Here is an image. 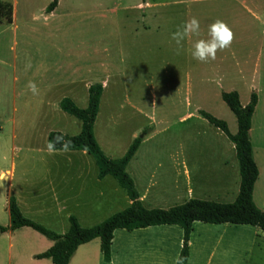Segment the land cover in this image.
<instances>
[{"label":"rangeland","instance_id":"obj_1","mask_svg":"<svg viewBox=\"0 0 264 264\" xmlns=\"http://www.w3.org/2000/svg\"><path fill=\"white\" fill-rule=\"evenodd\" d=\"M40 1H33L32 6ZM137 1L140 0H97L96 14L100 16L96 17L104 13L102 18L94 16L97 73L104 72L110 76L108 86L100 96L94 121L99 146L105 154L120 157L131 137L143 136L141 133L144 129L147 130L145 135L153 131L140 144L129 170L134 172V176H142V181L149 174L154 176L150 193L160 196L157 205L166 208L182 203L188 199L187 188L192 190L189 197L229 202L228 194L232 189L228 188L231 183H225L228 194L223 195L217 192L221 187L216 189L215 182L220 176H238L234 152L225 135L201 117L197 110L222 119L228 130L235 132V117L221 100L220 92L236 88L240 91V97L244 98L247 85L243 80L231 77L235 69L232 66L234 63L240 64L247 81L252 65L256 63L260 75L257 87L262 91L255 120L264 117V37L261 36V25L242 11L238 15L226 11L223 15L217 12L218 2H210L207 6L201 0H150L160 4L151 9V26L142 33L139 32L136 10L118 11L116 14L100 11L110 6L121 10L119 5ZM207 7L209 10L204 11L203 15L201 9ZM191 17L200 21L199 38H208V25L217 19L226 22L234 32L231 47L218 52L215 61L199 62L192 57V43L196 37L192 41H185L177 54L171 35ZM4 35L5 32H0V40ZM8 45L6 41L0 46V57L4 60L0 62V170L10 169L13 165L14 174L0 177V225L8 224L7 196L11 194L25 217L59 233L65 227L62 223H67L66 213L75 210L42 208L38 197L42 191L47 192L49 186L40 183V176L84 175H79L75 166L64 162L60 155L49 151L46 138L40 137L42 129L29 125L35 118L11 115L8 94L14 53ZM260 50L262 56L255 61L256 52ZM229 51H233L234 56H228ZM105 56L110 57L107 60L110 66L99 64ZM19 61L21 57L15 59V66ZM223 67L226 78L223 86L217 87L213 80L217 79L218 69ZM65 116L73 118L67 113ZM153 123L155 128H152ZM46 125L51 127L52 122ZM257 140L263 138L259 136L254 141ZM184 170H187L186 173ZM175 172L176 176H189L187 184L180 179L178 188H174ZM144 204L153 205L147 201ZM111 209L115 208L105 206L98 210V216L107 214ZM162 226L166 225H157V232L169 236L160 241L163 245L162 264H172L173 253L179 251L178 240L174 241L173 238L178 231ZM173 227L180 231L179 226ZM243 228L250 227L192 222L190 264H264V233L259 231L260 236L253 238L251 247H246L245 241L250 231ZM140 232V229H123L115 233L111 245L113 264H138V249L144 247V234H158L152 230ZM150 241V244L155 242V246L158 243L155 239ZM49 243V239L27 226L0 232V264H45L35 262L32 254L45 250ZM143 260L146 261L147 257ZM89 262L93 263L91 257ZM97 264L110 263L100 259Z\"/></svg>","mask_w":264,"mask_h":264},{"label":"crops","instance_id":"obj_2","mask_svg":"<svg viewBox=\"0 0 264 264\" xmlns=\"http://www.w3.org/2000/svg\"><path fill=\"white\" fill-rule=\"evenodd\" d=\"M0 1L9 3L11 6L10 20H6L4 16L0 17V32H5L4 37L0 40V46L3 42L8 41V47L11 48L14 53V61L17 57H21V61L17 63V66H15L16 63L14 61L11 64L12 83L8 94L10 95L11 101V115H28L35 118V121L33 120L29 125H33L34 129H42L40 137L46 138V144L47 134L51 130H56L66 135L77 134L80 130L81 122L79 119L71 115L70 116L73 117L72 119L65 116L66 113L58 106L60 99L67 97L76 106L83 108L87 103L88 85L95 83L101 84V96L108 86L107 80L110 77L104 72L99 75L97 73L98 55L95 20L96 18L104 17V13H101V17H96L99 15L96 14L98 6L97 0H88V2H84L85 0H57L55 6L50 11L45 10L50 0H41L40 2H37L34 7L32 6V3L35 0ZM201 2H204L207 6L210 5V2H218L216 3L217 12L222 13L223 15L226 11L231 12L233 15H238L239 11L244 12L249 15L254 22L261 25V36L264 37V0H201ZM124 4L118 6H121V10H117L116 7L110 6L108 8H101L100 11L108 12L109 14H116L118 11H128L130 9L136 10V17L140 26L139 32L142 33L146 28L148 29L149 26H151L152 20L149 18L150 14H152L153 17V11L151 9L157 4H160V2L156 3L150 0H140L133 4ZM230 6H232V8H229ZM208 10V7L201 9L203 12L202 14L204 15V11L208 12ZM94 16L96 18H94ZM262 40L264 42V38H262ZM136 42L139 43L140 40H136ZM259 49H261V47H259ZM227 55L232 57L234 56V52L229 51L227 52ZM224 56H226V54ZM261 56V50L257 51L255 61H259ZM109 58V56L101 58L99 64L110 66L109 61H107ZM0 62H4L1 57ZM234 66V73L231 77H235L237 80H243L245 85H247V95H245L244 98L240 97V91H237L238 89H233L238 92L237 94L240 104L244 105L248 102L251 92H254L256 95V102L250 117V128L248 130L252 158L258 171L252 187V201L257 208L264 211V117H261L260 120H255L259 108L260 92L262 91L260 87H257L259 84L258 82L260 81V75L257 70L258 65L256 63L252 65L251 72H249L250 76L247 81L244 79L240 64L234 63L232 69ZM221 77L223 82L226 78L224 67L219 68L217 71V78ZM29 82H34L37 85L38 94L34 95L29 90ZM50 121L52 122L51 127L46 125ZM94 121L92 132L94 139L99 146L100 143L97 141L94 132ZM15 122L16 121L13 122L14 126ZM154 124L155 123H153L152 128H155ZM152 132L150 131L148 135L141 136L138 146L125 165V171L132 179L134 188L138 194V199L144 207L163 208L162 206L157 205L160 201V196L152 195L150 193V187H152L154 176H150L149 174V176H146L147 179L142 181V176H134V172L129 170L140 144H142ZM233 133L234 132L231 134ZM259 136L262 137L263 140L254 141ZM134 137L131 138L133 139ZM228 145L234 152L233 144L229 140ZM99 147L102 149L101 145ZM50 150L52 151L51 153L60 155L63 158V161L67 164L74 165L76 172L79 175L84 176H40V183L49 186V190L47 192L42 191L40 197H38L42 202V208L51 209L52 207H56L59 210L73 209L75 211H72V213H66V219L69 214H72L80 226L88 227L100 222L108 215L123 209L129 204L130 201L127 195L117 182H113V177L104 175L102 178H97V167L94 159L86 151H64V148L54 150L49 149V151ZM104 155L109 158H117L105 153ZM185 171L187 170H184V172ZM13 174V165H11L10 169L0 170L1 178H4L2 176L6 175L13 176ZM174 175V188H178V182L180 179L184 180L186 184L187 181H189V176H176L177 172H175ZM226 182L231 183L228 189L232 190L229 194L227 193L228 189L224 187ZM215 183V186L217 187L216 189H219V186L221 187L217 192L222 193L223 195L228 194L230 198L229 202H231L234 200L238 192L239 174L238 176H220V179H216ZM191 193L192 190L187 188L188 199L192 198L191 196L189 197ZM186 200L187 199H184V201ZM146 201L153 205H145L144 202ZM105 206L115 209H111L108 213L106 212L107 214H102L99 217L98 210ZM63 224L65 227L61 229L59 233L65 232L68 228V221L67 223H62V225ZM235 225L250 227L243 228V230L247 232L250 231L248 232L249 238L245 241L247 243L246 247H251L253 238L260 236L259 231L261 230L256 226L247 224ZM173 226L174 225H166L162 227H165L167 230L178 231L173 238L174 241L178 240L180 250L182 244V230L180 228L179 231ZM138 229H140V233H142L146 230L157 232L159 228L157 225H151L133 230L135 231ZM118 230L123 229H115L112 233L110 260L107 262L110 264L113 261L111 256V245L114 241V235ZM157 233L158 234L154 233L153 235H150V233L144 234L145 238L142 242L144 247L138 249V264H162L163 257L161 253L163 252V245H161L160 241L162 238L165 240V238L167 239L169 236L163 232ZM189 236L187 240L188 256L185 264H190L191 262L192 243ZM233 237H235V235ZM150 239H155V241L158 242L156 243V246L155 242L150 244ZM50 245L51 241L48 246ZM36 253L32 254V259L35 262L51 264L49 258H33V255ZM177 256L178 253L176 251L173 253L172 264H177ZM90 257L93 261L92 264H97L98 260L100 261L101 259L98 238H93L85 243L79 244L69 258L67 264H90ZM143 258H145L146 261H144Z\"/></svg>","mask_w":264,"mask_h":264},{"label":"trees","instance_id":"obj_3","mask_svg":"<svg viewBox=\"0 0 264 264\" xmlns=\"http://www.w3.org/2000/svg\"><path fill=\"white\" fill-rule=\"evenodd\" d=\"M57 0H50L45 10L50 11ZM6 20L11 18V6L0 1V17ZM102 86L99 83L87 87V103L81 108L76 106L69 98L60 99L58 106L65 113L77 118L81 122L77 134L66 135L56 130L47 134L49 149H62L65 141H71L69 150H84L94 159L97 167V178L110 175L124 190L129 199V204L123 209L107 216L102 221L88 226H80L76 218L67 216L68 228L63 233L52 231L41 224L25 217L19 210L14 197L7 198L8 224L0 225V232L12 231L16 228L27 226L45 236L51 245L45 250L33 255V258H49L51 264H67L69 258L79 244L93 238L99 240V251L104 262L110 260V244L112 233L115 229L133 230L151 225H177L182 230V244L177 256L179 264H185L188 256L187 240L194 221L203 223L220 224H247L258 227L264 232V211L255 206L252 201V187L257 177V167L252 158V150L248 138L250 117L256 102L254 92L250 93L246 104L241 105L235 90L221 91L220 98L232 112L236 121V131L231 134L225 121L218 119L204 110L198 109V114L209 124L218 128L233 144L237 161L239 184L238 192L231 202H217L206 199L189 198L186 201L167 208H146L138 199L132 179L125 171V165L138 146L141 136H135L124 153L117 158H109L96 143L92 125L95 119ZM147 130H142L145 135Z\"/></svg>","mask_w":264,"mask_h":264},{"label":"clouds","instance_id":"obj_4","mask_svg":"<svg viewBox=\"0 0 264 264\" xmlns=\"http://www.w3.org/2000/svg\"><path fill=\"white\" fill-rule=\"evenodd\" d=\"M201 36V24L198 18L191 17L183 24L177 27L176 31L172 33L171 40L175 42L177 54L183 48L185 41H192L194 37V43H192L191 55L199 62L215 61L217 53L224 51L231 47L234 40V32L229 25L222 20H215L208 25L207 37L199 38ZM213 82L217 87H222V77L214 79ZM29 90L34 94H38L37 85L34 82H29ZM71 141H65L63 144L64 151L70 149ZM54 147L52 143L49 144V148ZM179 264V261L177 262Z\"/></svg>","mask_w":264,"mask_h":264}]
</instances>
